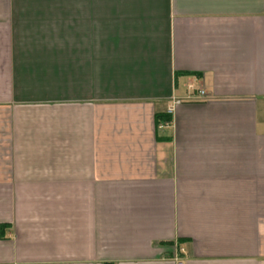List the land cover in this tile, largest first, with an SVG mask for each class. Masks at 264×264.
Wrapping results in <instances>:
<instances>
[{"label": "crops", "instance_id": "1", "mask_svg": "<svg viewBox=\"0 0 264 264\" xmlns=\"http://www.w3.org/2000/svg\"><path fill=\"white\" fill-rule=\"evenodd\" d=\"M180 263L264 264V0H0V264Z\"/></svg>", "mask_w": 264, "mask_h": 264}, {"label": "built area", "instance_id": "2", "mask_svg": "<svg viewBox=\"0 0 264 264\" xmlns=\"http://www.w3.org/2000/svg\"><path fill=\"white\" fill-rule=\"evenodd\" d=\"M192 87H193V86H191L190 88H192ZM200 94L203 95L204 92L201 91ZM179 103H180V100H177V101L175 102V105H177V104H179ZM174 107H175V106L169 108V110H168V114H173V113H174ZM169 126H170V123H168V122H162V123L159 125V129H163V128H166V127H169ZM180 264H182V263H180Z\"/></svg>", "mask_w": 264, "mask_h": 264}]
</instances>
